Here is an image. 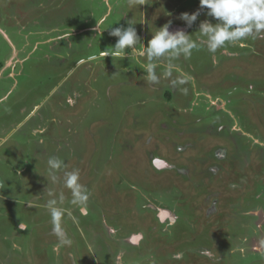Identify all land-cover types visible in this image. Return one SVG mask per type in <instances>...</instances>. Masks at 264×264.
I'll use <instances>...</instances> for the list:
<instances>
[{
    "label": "rangeland",
    "instance_id": "rangeland-1",
    "mask_svg": "<svg viewBox=\"0 0 264 264\" xmlns=\"http://www.w3.org/2000/svg\"><path fill=\"white\" fill-rule=\"evenodd\" d=\"M130 20L145 47L169 22L193 39L217 23L199 0H0V264H264V39L216 64L194 50L173 62L185 85H151L141 44L101 54ZM60 193L72 243L56 253Z\"/></svg>",
    "mask_w": 264,
    "mask_h": 264
},
{
    "label": "clouds",
    "instance_id": "clouds-1",
    "mask_svg": "<svg viewBox=\"0 0 264 264\" xmlns=\"http://www.w3.org/2000/svg\"><path fill=\"white\" fill-rule=\"evenodd\" d=\"M200 7L207 9V15L213 17L217 23L202 21L199 26L200 35L193 39L183 29L175 32L170 31L171 22L158 28L145 47L137 34L135 22H128L126 28H112L109 35L117 37V41L111 48H105L102 55L112 58H124L129 53L126 49L133 50L138 44L143 46L140 56L146 57L148 63L143 68L146 73L147 82L151 85H158L161 79H171L172 85L181 86L187 83V77L182 73L172 79L175 70L174 61L181 56L189 59L194 50L199 51L206 48L212 54L213 64L218 63L216 53L218 50H226L228 45L246 47V41L264 39V0H199ZM143 4V3H141ZM200 11L191 14L184 12L180 19L185 21L188 27L197 20ZM167 61L162 73L157 74L156 69L160 66L159 61ZM181 92L187 94V88H181ZM35 135V131L33 132ZM49 177L53 183L60 179L57 173L66 168L65 161L59 157H50L47 161ZM63 186L70 189L72 193L71 204L83 208L86 206L90 193L85 185L80 183L78 169L65 171L63 174ZM52 195V192H49ZM65 197L60 193L58 199H50L47 207L52 218V231L58 237V243L53 251L59 253L61 247L70 246L72 241L62 227V219L65 215L64 209L59 205L64 203Z\"/></svg>",
    "mask_w": 264,
    "mask_h": 264
},
{
    "label": "bare ground",
    "instance_id": "bare-ground-1",
    "mask_svg": "<svg viewBox=\"0 0 264 264\" xmlns=\"http://www.w3.org/2000/svg\"><path fill=\"white\" fill-rule=\"evenodd\" d=\"M252 240L254 241V240H257V239H255V238H252ZM260 240V239H259ZM258 241V240H257ZM116 264H120L119 263V258L117 259V263Z\"/></svg>",
    "mask_w": 264,
    "mask_h": 264
},
{
    "label": "water",
    "instance_id": "water-1",
    "mask_svg": "<svg viewBox=\"0 0 264 264\" xmlns=\"http://www.w3.org/2000/svg\"><path fill=\"white\" fill-rule=\"evenodd\" d=\"M0 183H2V180H1V178H0Z\"/></svg>",
    "mask_w": 264,
    "mask_h": 264
},
{
    "label": "trees",
    "instance_id": "trees-1",
    "mask_svg": "<svg viewBox=\"0 0 264 264\" xmlns=\"http://www.w3.org/2000/svg\"><path fill=\"white\" fill-rule=\"evenodd\" d=\"M1 66H2V65H1V62H0V68H1Z\"/></svg>",
    "mask_w": 264,
    "mask_h": 264
},
{
    "label": "built area",
    "instance_id": "built-area-1",
    "mask_svg": "<svg viewBox=\"0 0 264 264\" xmlns=\"http://www.w3.org/2000/svg\"><path fill=\"white\" fill-rule=\"evenodd\" d=\"M0 186H1V183H0Z\"/></svg>",
    "mask_w": 264,
    "mask_h": 264
}]
</instances>
